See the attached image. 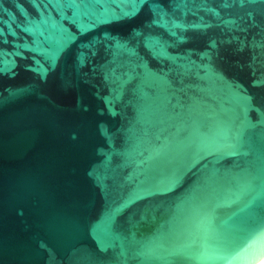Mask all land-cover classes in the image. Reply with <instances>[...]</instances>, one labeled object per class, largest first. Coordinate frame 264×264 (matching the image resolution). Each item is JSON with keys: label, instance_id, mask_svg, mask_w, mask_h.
Here are the masks:
<instances>
[{"label": "water", "instance_id": "obj_1", "mask_svg": "<svg viewBox=\"0 0 264 264\" xmlns=\"http://www.w3.org/2000/svg\"><path fill=\"white\" fill-rule=\"evenodd\" d=\"M261 221L264 0H0V264H256Z\"/></svg>", "mask_w": 264, "mask_h": 264}, {"label": "snow or ice", "instance_id": "obj_2", "mask_svg": "<svg viewBox=\"0 0 264 264\" xmlns=\"http://www.w3.org/2000/svg\"><path fill=\"white\" fill-rule=\"evenodd\" d=\"M258 229L264 230V221L258 222L255 225ZM221 259L227 260L228 259V254L226 253L224 256L221 257Z\"/></svg>", "mask_w": 264, "mask_h": 264}, {"label": "bare ground", "instance_id": "obj_3", "mask_svg": "<svg viewBox=\"0 0 264 264\" xmlns=\"http://www.w3.org/2000/svg\"><path fill=\"white\" fill-rule=\"evenodd\" d=\"M256 264H264V257L261 260H259Z\"/></svg>", "mask_w": 264, "mask_h": 264}]
</instances>
